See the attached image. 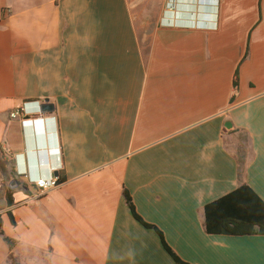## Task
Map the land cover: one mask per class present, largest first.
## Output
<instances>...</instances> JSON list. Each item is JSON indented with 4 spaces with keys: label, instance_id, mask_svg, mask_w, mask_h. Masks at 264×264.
Instances as JSON below:
<instances>
[{
    "label": "crops",
    "instance_id": "1",
    "mask_svg": "<svg viewBox=\"0 0 264 264\" xmlns=\"http://www.w3.org/2000/svg\"><path fill=\"white\" fill-rule=\"evenodd\" d=\"M241 186L264 205V0H0V264H177L156 230L264 264L258 226L205 231Z\"/></svg>",
    "mask_w": 264,
    "mask_h": 264
},
{
    "label": "trees",
    "instance_id": "2",
    "mask_svg": "<svg viewBox=\"0 0 264 264\" xmlns=\"http://www.w3.org/2000/svg\"><path fill=\"white\" fill-rule=\"evenodd\" d=\"M237 84L238 77L237 72H235L233 86L236 87ZM56 177L58 185L63 183L66 179L64 173L61 171L57 172ZM123 196L134 219L146 228H153L152 226L144 223L138 217L132 205L130 196L126 191H123ZM204 214V227L208 234H251L254 226H258L259 234H264V205L246 186H241L228 195L207 204L204 207ZM156 232L160 237L164 249L174 259V261L177 264H185L182 263L166 246L161 233L157 230ZM0 235L3 236L1 231ZM3 240L7 244L8 248L12 247L13 241L6 237H3Z\"/></svg>",
    "mask_w": 264,
    "mask_h": 264
},
{
    "label": "built area",
    "instance_id": "3",
    "mask_svg": "<svg viewBox=\"0 0 264 264\" xmlns=\"http://www.w3.org/2000/svg\"><path fill=\"white\" fill-rule=\"evenodd\" d=\"M19 113L18 112H15L13 114H11V117H15L16 115H18ZM58 184H57V177L56 176H52L50 178L49 181H45V180H42V179H39L38 181H36L35 183V187L39 190V191H45V190H48V189H51V188H54L56 187Z\"/></svg>",
    "mask_w": 264,
    "mask_h": 264
},
{
    "label": "water",
    "instance_id": "4",
    "mask_svg": "<svg viewBox=\"0 0 264 264\" xmlns=\"http://www.w3.org/2000/svg\"><path fill=\"white\" fill-rule=\"evenodd\" d=\"M38 112L42 115L44 114H50L53 112V106L48 103V101H44L42 104L38 107ZM54 176L57 175L56 172L53 173Z\"/></svg>",
    "mask_w": 264,
    "mask_h": 264
},
{
    "label": "clouds",
    "instance_id": "5",
    "mask_svg": "<svg viewBox=\"0 0 264 264\" xmlns=\"http://www.w3.org/2000/svg\"><path fill=\"white\" fill-rule=\"evenodd\" d=\"M39 113V112H38ZM26 122H28V121H26ZM54 176V175H53Z\"/></svg>",
    "mask_w": 264,
    "mask_h": 264
}]
</instances>
